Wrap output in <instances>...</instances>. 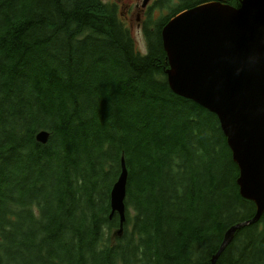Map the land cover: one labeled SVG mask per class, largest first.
Instances as JSON below:
<instances>
[{
	"label": "trees",
	"instance_id": "1",
	"mask_svg": "<svg viewBox=\"0 0 264 264\" xmlns=\"http://www.w3.org/2000/svg\"><path fill=\"white\" fill-rule=\"evenodd\" d=\"M216 1L239 7L161 0L140 54L110 4L0 0V264H211L226 230L255 215L217 116L165 73L162 28ZM216 264H264V212Z\"/></svg>",
	"mask_w": 264,
	"mask_h": 264
},
{
	"label": "water",
	"instance_id": "2",
	"mask_svg": "<svg viewBox=\"0 0 264 264\" xmlns=\"http://www.w3.org/2000/svg\"><path fill=\"white\" fill-rule=\"evenodd\" d=\"M161 38L169 88L217 116L239 169V193L256 208L251 219L226 230L211 259L216 264L236 232L258 222L264 212V0H240L239 7L201 4L171 19ZM48 138L45 130L36 135L42 145ZM127 181L122 157L109 196V218L117 215L119 220L117 237L126 221Z\"/></svg>",
	"mask_w": 264,
	"mask_h": 264
},
{
	"label": "flooded vegetation",
	"instance_id": "3",
	"mask_svg": "<svg viewBox=\"0 0 264 264\" xmlns=\"http://www.w3.org/2000/svg\"><path fill=\"white\" fill-rule=\"evenodd\" d=\"M160 1L161 0H149L148 3L144 5V0H110L108 4L114 7L117 19L124 28L130 32L135 26L138 31L143 33L145 38V30L150 26V15L154 13L155 10H162L157 7ZM238 3V6H240V0Z\"/></svg>",
	"mask_w": 264,
	"mask_h": 264
},
{
	"label": "rangeland",
	"instance_id": "4",
	"mask_svg": "<svg viewBox=\"0 0 264 264\" xmlns=\"http://www.w3.org/2000/svg\"><path fill=\"white\" fill-rule=\"evenodd\" d=\"M102 4H108L110 3V0H99ZM153 2V1H152ZM152 4V3H151ZM166 11L161 10V11H157L155 10L154 13H152L150 15V26L149 28H153L154 27V23L157 22L161 16L166 15ZM130 34L134 40L135 43V47L138 50V52L140 54H145L146 53V41L145 38L143 36V33L141 31H138L135 26L133 27V29L130 30ZM132 213V212H131Z\"/></svg>",
	"mask_w": 264,
	"mask_h": 264
},
{
	"label": "bare ground",
	"instance_id": "5",
	"mask_svg": "<svg viewBox=\"0 0 264 264\" xmlns=\"http://www.w3.org/2000/svg\"><path fill=\"white\" fill-rule=\"evenodd\" d=\"M35 139H36V137H35ZM45 145V144H44ZM114 185V184H113ZM111 192V191H110ZM126 198V197H125Z\"/></svg>",
	"mask_w": 264,
	"mask_h": 264
}]
</instances>
